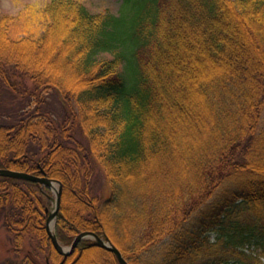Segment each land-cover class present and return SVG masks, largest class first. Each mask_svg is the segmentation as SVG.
I'll return each mask as SVG.
<instances>
[{
  "label": "trees",
  "instance_id": "obj_1",
  "mask_svg": "<svg viewBox=\"0 0 264 264\" xmlns=\"http://www.w3.org/2000/svg\"><path fill=\"white\" fill-rule=\"evenodd\" d=\"M0 88V169L60 183L61 245L93 232L129 264H263L264 0L25 4L0 15ZM50 195L0 176L8 264H120L92 241L60 255Z\"/></svg>",
  "mask_w": 264,
  "mask_h": 264
},
{
  "label": "rangeland",
  "instance_id": "obj_2",
  "mask_svg": "<svg viewBox=\"0 0 264 264\" xmlns=\"http://www.w3.org/2000/svg\"><path fill=\"white\" fill-rule=\"evenodd\" d=\"M50 0H0V15H10L13 16L17 14V12L23 7L25 4H38L42 5L47 3ZM89 10L92 12H102L104 9H109L110 11H116L119 0H80ZM104 58L110 59L109 55H102ZM1 89V88H0ZM10 92H6V90L0 91V125L9 124L11 120H9V113L11 112V101L12 97L9 94ZM60 95L56 91L49 92L47 98L44 100L43 110L51 114L57 121H63L67 116V107L72 106L71 102L67 105L66 102L61 101ZM58 189V185H55ZM90 188L92 194L97 197L101 202L105 201L110 197L111 189L108 184L103 172L101 170H97L92 175L90 179ZM50 198H51V207L49 209V213L52 211L54 207V199L55 193L50 189ZM48 213V214H49ZM49 216V215H48ZM56 218V217H55ZM4 218L0 212V264L9 263V258L12 257L10 253V236L6 231V227H4ZM55 226V219H54ZM54 231V227H53ZM100 237V236H99ZM211 239L213 235L210 236ZM105 239L106 237H101ZM83 241H92L95 243L93 239H87ZM61 245V244H60ZM71 245V244H70ZM68 245V246H70ZM63 247H68L65 245H61ZM128 263V262H127ZM129 264V263H128ZM264 264V261H263Z\"/></svg>",
  "mask_w": 264,
  "mask_h": 264
},
{
  "label": "water",
  "instance_id": "obj_3",
  "mask_svg": "<svg viewBox=\"0 0 264 264\" xmlns=\"http://www.w3.org/2000/svg\"><path fill=\"white\" fill-rule=\"evenodd\" d=\"M0 176L40 184L54 191L55 193L54 207L52 211L49 213L48 219L46 221V231H47V234L49 235V238L51 240V243L54 249L64 258H66L68 255L73 253V251L75 250V248L81 241L87 240V239H93L97 246L112 252L116 256L120 264H128L127 261L122 256L121 252L111 244L109 239L107 238L102 239L101 237H99L97 234L93 232H82L76 235L71 245L68 247H63L60 245L53 231L54 219L59 209L60 196H61V185L58 181L48 179L47 177H45L44 174L42 176H37V175H31L28 173L8 170V169H0ZM55 185H58V189L55 187ZM62 263L63 262H61L60 264Z\"/></svg>",
  "mask_w": 264,
  "mask_h": 264
}]
</instances>
